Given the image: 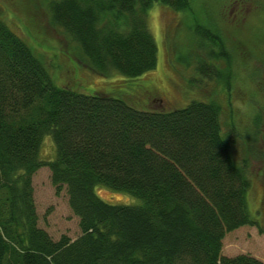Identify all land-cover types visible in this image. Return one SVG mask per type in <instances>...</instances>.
Listing matches in <instances>:
<instances>
[{
	"label": "trees",
	"instance_id": "1",
	"mask_svg": "<svg viewBox=\"0 0 264 264\" xmlns=\"http://www.w3.org/2000/svg\"><path fill=\"white\" fill-rule=\"evenodd\" d=\"M47 4L50 24L96 74L129 79L157 66L147 22L152 6L188 9V0ZM207 33L219 51L216 60L224 59L221 40ZM45 136L54 144L52 161L40 159ZM234 144L222 133L214 103L142 111L110 93L57 87L0 18V264H263L221 254L226 233L257 225L246 164L233 158ZM43 167L56 194L65 189L79 220L74 241L55 242L37 226L32 178ZM97 187L142 205L107 204Z\"/></svg>",
	"mask_w": 264,
	"mask_h": 264
},
{
	"label": "rangeland",
	"instance_id": "2",
	"mask_svg": "<svg viewBox=\"0 0 264 264\" xmlns=\"http://www.w3.org/2000/svg\"><path fill=\"white\" fill-rule=\"evenodd\" d=\"M47 2L0 0V18L45 64L57 87L110 93L142 111L180 109L194 100L220 107L222 133L235 143L233 158L246 164L249 211L257 222L226 233L221 254L246 255L264 264V0H188L184 12L153 5L147 22L158 49L157 66L133 79L96 74L69 37L50 24ZM207 32L221 40L224 59L216 60L219 51L204 37ZM54 158L53 141L45 136L40 159ZM32 187L37 226L55 242L79 237L66 191L56 194L47 167L34 174ZM95 194L110 205H142L106 187H97Z\"/></svg>",
	"mask_w": 264,
	"mask_h": 264
},
{
	"label": "clouds",
	"instance_id": "3",
	"mask_svg": "<svg viewBox=\"0 0 264 264\" xmlns=\"http://www.w3.org/2000/svg\"><path fill=\"white\" fill-rule=\"evenodd\" d=\"M240 107H241V110H244L242 106H240Z\"/></svg>",
	"mask_w": 264,
	"mask_h": 264
}]
</instances>
